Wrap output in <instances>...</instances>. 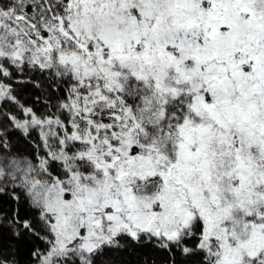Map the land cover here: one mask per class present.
<instances>
[{
    "label": "snow or ice",
    "instance_id": "1",
    "mask_svg": "<svg viewBox=\"0 0 264 264\" xmlns=\"http://www.w3.org/2000/svg\"><path fill=\"white\" fill-rule=\"evenodd\" d=\"M0 264H264V0H0Z\"/></svg>",
    "mask_w": 264,
    "mask_h": 264
}]
</instances>
